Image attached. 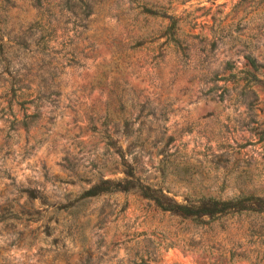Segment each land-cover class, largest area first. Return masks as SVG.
Instances as JSON below:
<instances>
[{
  "label": "rangeland",
  "instance_id": "rangeland-1",
  "mask_svg": "<svg viewBox=\"0 0 264 264\" xmlns=\"http://www.w3.org/2000/svg\"><path fill=\"white\" fill-rule=\"evenodd\" d=\"M263 83L264 0H0V264H264V212L87 194L264 196Z\"/></svg>",
  "mask_w": 264,
  "mask_h": 264
},
{
  "label": "trees",
  "instance_id": "trees-1",
  "mask_svg": "<svg viewBox=\"0 0 264 264\" xmlns=\"http://www.w3.org/2000/svg\"><path fill=\"white\" fill-rule=\"evenodd\" d=\"M143 9L147 13L150 11L144 6ZM160 17L164 18V14L162 13ZM166 18L168 23L164 33L173 35L176 32V18L171 15ZM226 64L230 67L229 63ZM245 66L248 68L246 72L252 76L263 67L250 55H245ZM123 131L127 133L126 125H124ZM102 136L107 145H114L106 126L102 130ZM123 174L124 177L117 180L99 179L88 189L87 194L96 195L113 191L133 190L141 198L150 201L155 208L192 221H201L203 217H213L227 212H264V196L239 193L230 198L220 199L209 195H184L181 200H175L173 196L168 195L159 187L140 182L139 178L134 176L131 167L127 166V169L123 170Z\"/></svg>",
  "mask_w": 264,
  "mask_h": 264
}]
</instances>
